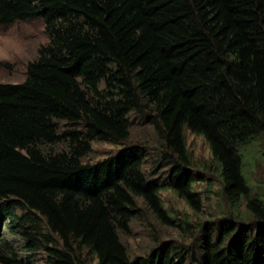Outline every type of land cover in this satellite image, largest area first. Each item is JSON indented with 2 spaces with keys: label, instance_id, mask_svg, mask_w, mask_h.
I'll use <instances>...</instances> for the list:
<instances>
[{
  "label": "trees",
  "instance_id": "trees-1",
  "mask_svg": "<svg viewBox=\"0 0 264 264\" xmlns=\"http://www.w3.org/2000/svg\"><path fill=\"white\" fill-rule=\"evenodd\" d=\"M35 19L47 43L21 83H0V222L23 250L3 239L0 264H35L39 251L45 264H86L81 249L97 264H264V202L242 173L264 136V0H0V25ZM131 113L175 158L163 185L143 172L145 148L126 144ZM185 129L207 143L230 209L246 199L253 223H203L194 248L130 259L120 236L138 200L166 225L162 188L201 210ZM96 140L126 147L84 162Z\"/></svg>",
  "mask_w": 264,
  "mask_h": 264
},
{
  "label": "rangeland",
  "instance_id": "rangeland-1",
  "mask_svg": "<svg viewBox=\"0 0 264 264\" xmlns=\"http://www.w3.org/2000/svg\"><path fill=\"white\" fill-rule=\"evenodd\" d=\"M47 41L41 19L0 25V83H21L25 79L27 63L37 57L39 47L45 45ZM134 113L129 116L133 125L130 127V138L126 144H141L145 148L146 160L143 172L149 180L156 179L160 181L159 185H163V179L172 173L175 158L169 157L166 153L150 120L134 119ZM61 127L67 126L62 124ZM76 129L80 131L81 127L76 126ZM184 138L191 161L186 169L193 178L195 177L191 191L200 195L201 210H193L171 189L162 188L161 207L172 221L171 224L166 225L156 220L147 206L138 200L140 213L131 221L129 233L120 236L130 259L146 256L151 249L157 250L162 246L194 248L193 242L199 235V225L203 223L230 221L238 228L248 227L253 223L246 209V199H242L235 210L228 206L222 191V182L218 176V168L212 162L209 147L204 139L191 134L187 129L184 130ZM126 144L112 145L109 142L96 140L92 143V152L83 161L94 163L103 160L115 155L125 148ZM165 153L166 157L163 158ZM242 173L249 190L248 198L261 199L264 202L263 135L249 143L243 152ZM231 217L232 220H230ZM3 239L23 255L19 232L15 230V234L12 235L2 221L0 222V243ZM79 253L80 259L86 264H97L96 258L91 254H85L82 249ZM34 263L45 264L44 254L41 251L35 254Z\"/></svg>",
  "mask_w": 264,
  "mask_h": 264
}]
</instances>
